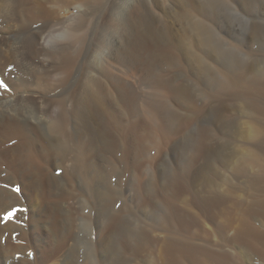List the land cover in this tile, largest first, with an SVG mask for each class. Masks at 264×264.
<instances>
[{"label": "bare ground", "instance_id": "bare-ground-1", "mask_svg": "<svg viewBox=\"0 0 264 264\" xmlns=\"http://www.w3.org/2000/svg\"><path fill=\"white\" fill-rule=\"evenodd\" d=\"M3 8L5 12L7 11V14L9 12L8 15H10L11 20L17 22L35 23L48 19L50 14L52 15L44 6H41L40 0H0V9ZM166 26L168 27V25ZM53 30L41 36L38 34L39 32L37 34H35L36 32L33 34L28 33V36L24 35L22 37L21 43L18 42L20 43L19 47H14V42L12 43L9 37L0 36V71L8 70L10 76L11 73H14L19 78L21 77L20 83L18 82L19 84L15 86L11 84L12 87L17 92L26 88L40 90L44 93L43 101L39 100L40 97L37 101L23 94V96L20 95L16 98L12 97L11 101L7 100V102L0 103V264H5L7 258L12 256L15 258L14 264H55V261L59 262L58 264H87V260L77 263L75 255L79 244V229L88 222L81 220L85 203L83 199L85 198H80L81 200L75 204H69L64 202L71 195V193H67L54 202L49 201L46 195L49 191L51 192L58 181L51 174V166L57 158H60L59 161L61 162L58 165H63V167L65 161L73 162L70 168L65 169L64 176L69 179L68 182L70 183L82 182L83 180L94 181L96 183L94 185L95 195L97 196L95 200L98 199L100 202V211L105 212L113 202V198L107 192L108 188L103 182L105 173L104 155L109 152L115 156L120 151L124 156L123 146L125 144L127 146L125 156L128 158L131 168L128 188L125 190L128 189L132 193L131 198H129L132 205L131 211L145 219V226L143 225L144 227L140 229L139 238L136 239L134 236L135 240L129 239V237L125 240L123 235V213L118 211L117 214L104 220L106 215L104 216V212H102L103 215L96 219V222L100 224H97L94 259L93 256L92 259H89L93 260L92 264H232L225 254L226 252L211 251L208 249L209 246L199 245V232L203 230L206 222L212 224L214 220L221 238L225 237L228 231H234L233 238L227 239V242L241 250L242 254H246V248H249L250 245L251 249L249 251L252 250V253L259 254L261 257L264 256V183L260 186L258 184L257 188L250 189L248 182V179H250L248 178L249 170H252L256 174L255 176L264 177V115L239 114L234 115L231 122L228 123L229 120H227L228 124L222 125L221 128L223 135L220 134L223 144L221 148H217L219 151L215 150V153L219 154L220 157L219 164L215 167L210 166L202 174L205 169H203L204 165H199L198 153L195 160L193 158L194 161L191 164L188 163V166L186 165L185 170H183L184 167L181 169L183 173L180 172V176H173L160 182L158 191L154 195L155 191L152 192L150 186L142 185L139 182L136 172L137 164H139L138 155L142 149H147L159 135L165 134L163 122L170 121L167 115H134V113L132 115L131 112H133L135 106L129 108L125 115L124 104H122L124 98L122 99L120 89L121 81L113 80V78L109 81L104 74H100L97 78L95 77V80L85 83L87 84L86 89L83 90L85 96L81 91L76 94L75 91L70 89L71 86L67 87L70 71L73 69L72 57L51 51L49 47L46 48L49 44L54 45L52 47H57L54 43L55 37H51ZM159 46L162 45L149 43L145 47L148 54L153 57ZM163 46L166 48L167 45L164 44ZM143 48L144 45L135 40L129 43L125 49L128 55L134 58L135 54ZM164 53V55H167L166 52ZM44 55L52 56L50 61L53 62V67H50V69L44 66L38 68V63H35L37 60L40 62ZM152 57L151 59H153ZM23 68L27 70H23ZM153 68L152 84L156 94L158 93L162 98L160 101L170 98L173 102H179L183 106L190 104V101L182 92L184 89H179L173 83L174 73L163 74L162 72L161 74L155 72ZM257 69L254 70L257 71ZM254 70L251 68L250 74H253ZM262 70H264V67ZM224 75H228V72ZM220 76H223V74ZM175 77L177 76L175 75ZM224 77L227 78L228 76ZM177 78L179 80V77ZM4 79L1 83H4ZM51 79H62L64 82L50 89L51 87L48 86L47 82ZM228 79L230 80V78ZM232 79L234 81L235 77ZM7 81L10 82L8 79ZM10 83H13V81ZM256 83H248L246 86L236 82L233 83L235 84L234 91L237 90L235 94H238L241 98L239 102L241 109L244 110L245 104L248 102L262 104L261 106L264 107V82L261 84ZM2 87L0 90L6 91L7 86ZM63 87L65 88L63 89ZM58 88L62 90L54 93ZM10 91H7L6 95ZM186 92H188L187 89ZM130 94L133 97L134 93L130 92ZM37 95L39 94L37 93ZM76 95L79 96L77 102H75L74 97ZM86 95L92 100L93 109L99 115H87L90 113L87 104L91 100H87ZM235 97L234 99H236ZM29 111L31 114L35 113V115L29 114L33 120L25 115ZM136 111L138 110L136 109ZM77 112L82 113V115H76ZM171 117L180 121V127L191 120L190 115H177V113ZM139 122L145 129L143 138L138 136ZM188 123L190 124V122ZM126 126L127 128L129 126L130 129L124 135L123 129ZM176 127L180 128L179 125ZM217 127L218 125L215 127L218 131L219 127ZM215 128L214 132H216ZM166 131L169 132L170 129ZM215 144L213 146H216ZM209 156H211L209 152L201 156L204 163L209 160ZM239 161L242 164L238 166ZM223 187L224 189H222ZM209 189L212 195L214 194L211 189L217 190L218 196V191L221 192V189L223 191L221 198L216 201L217 203L214 202V199V204L212 203V206L205 213L199 210L201 207V204L199 205V193H206ZM138 197L140 198L139 201H137ZM210 197L213 198V196ZM203 198H205V195ZM26 200L32 209H30L32 215L28 219L30 236L21 232V230L17 233L16 230H13L22 219V210ZM128 206L126 209H128ZM155 232L159 234L154 241L151 235ZM129 234L132 236L131 232ZM210 237L211 235H209ZM205 238L204 236V239H202L204 242L208 237ZM157 241L158 243H156ZM154 244L159 247L156 252ZM117 249H119V252ZM61 258L62 260H60ZM258 258L260 257L258 256Z\"/></svg>", "mask_w": 264, "mask_h": 264}, {"label": "rangeland", "instance_id": "rangeland-1", "mask_svg": "<svg viewBox=\"0 0 264 264\" xmlns=\"http://www.w3.org/2000/svg\"><path fill=\"white\" fill-rule=\"evenodd\" d=\"M40 3L41 6H44L48 12L52 13V15L50 14L48 19H43L35 23L13 21L11 20L10 15H8L9 12L7 14V11L5 12L4 8L0 9V36L9 37L12 40V43L14 42L13 46L19 47L24 35L28 36L29 34L35 32V34H37L39 32L38 34L41 36L54 29L51 37H55L54 43L57 47H52L54 45L49 44L46 48L49 47V50L59 52L61 55L65 54V56H70L73 59V69L70 71L71 73L69 75L67 87L71 86L70 89L75 91L76 94L81 91L84 95L83 90L86 89L87 85L85 83L88 81L90 82V80H95V77L97 78L100 74H104L109 81L112 80V78L113 80L116 79L121 81L120 89L122 99L124 98L122 104H124L123 110L125 115L126 111H129V108L135 106L137 108L134 107L133 112H131L132 115L133 113L134 115H167L168 120H170L169 122H163V127H166V129L163 128L165 134L159 135V137H157L147 149H142L138 155L139 164H137L138 166L136 169L137 177L142 185L146 184L148 187L150 186L149 188H152V192L155 191L154 195H156L158 191L160 182L168 180L173 176H180V172H182L181 169L184 167L183 170H185L187 168L186 165L188 166L191 164L198 153L199 165H204L203 169H205L202 171V174H204L210 166H217L220 157L219 154L217 155L215 153V150L219 151L217 148H221L223 144L221 140L222 136L220 135L222 134L221 128L222 125H227L231 122L234 115H246L247 113V115L251 113V115H264V107L261 106L262 104L257 103V105L255 102L253 104V102L249 103L247 101L248 103L245 104L246 111L245 109H241L239 103L241 98L238 94H235L237 93V90L234 91L235 89H233L235 85L233 83L235 82L240 85L243 84L242 86H246L248 83L253 84L257 82L258 84H261L264 82V70H262L264 67V0H40ZM4 16H6L5 21L3 20ZM166 25H168V27ZM135 40L144 45V48L137 52L133 58L128 55L125 48L129 43ZM149 43L161 44L162 46L166 44L167 46L166 48L165 46H159V49H156L157 53L154 52L155 56L152 57L148 54V50L145 47ZM164 52H166L167 55H164ZM150 56L153 59H151ZM51 58L52 56L49 57V55H44L40 62L37 60L35 63H38V68L44 66L50 69V67H53V62L50 61ZM147 60H149L148 65ZM152 68L155 72H160L161 74L162 72L163 74L168 72L174 73L172 78L173 83L179 89H184L182 92L185 94L188 101H190V104L183 106L179 102H173L170 98L160 101L162 98L158 93L156 94L152 84V73H154ZM251 68L253 70L258 69L257 71L254 70L255 72L253 71V74H250ZM23 70L27 69L23 68ZM227 72L228 75H224ZM222 74L223 76H220ZM175 75L179 77V80ZM1 76L6 79H4V83H1L3 80ZM224 76L228 77L226 78ZM233 76L236 79H234L235 82L232 79L234 78ZM228 78H230V80ZM7 79L10 82L13 81V83L8 82ZM0 80L1 89L3 88L2 86H11L9 87L11 91L9 88L7 89V87L5 89L6 91L0 90V103L7 102V100L11 101L13 99L12 97L16 98L20 95L23 96V94L37 101L38 97L41 98H39L41 101L44 99V93L40 90L24 88L23 91L17 92L12 86L19 84L21 77L19 78V76L14 73H11L10 76L8 70L0 71ZM15 80L17 81L14 82ZM227 81L228 83H226ZM63 82L62 79H51L47 84L51 87L50 89H52ZM64 88L65 87H63V89ZM186 89L188 92H186ZM61 90V88H58L54 93H58ZM226 90L229 91L227 92ZM7 91L10 92L6 95ZM130 92L134 93L133 97H131ZM37 93L39 95H37ZM233 93L234 95H232ZM225 95L227 99L225 98ZM229 95L231 96L229 97ZM235 95L238 97H235ZM220 96L223 98L222 100H220ZM74 97L76 100L75 102H77L79 96L76 95ZM86 97L87 100H91L87 95ZM234 97L236 99H234ZM128 98L130 99L128 100ZM237 99L238 101H236ZM87 105L89 106H87V108L90 111L87 115H99L97 111L93 109L92 100L91 102L88 101ZM250 105L252 109L250 108ZM176 113L177 115H190L191 120L188 121L190 124L186 122L187 124L185 123L180 127V121L171 117ZM29 114H31L30 111L25 115L29 118L31 115H35V113L31 115ZM76 115H82V113L79 114L77 112ZM30 119L33 120V118ZM227 120H229L228 123ZM216 124L219 127H217L218 131L215 128L217 126ZM178 125L180 128L176 127ZM138 128V136L139 138H143L145 129L140 122ZM173 128L176 131L178 130V132ZM214 128L216 129V132H214ZM129 129V126L128 128L126 126L123 129L124 135L128 133ZM167 129H170V131H166ZM172 130L175 132L173 133ZM177 134H181L182 137L180 135V138ZM211 143H216V146H213L214 144L212 145ZM126 149L127 146L125 144L123 146L124 156L120 151H118L115 156L113 153L109 152L104 155L105 173L103 175V182L108 188H106L107 192L110 193L113 202L107 207L105 212L102 211L104 212V216L106 215L104 220L111 215L117 214L118 211L119 213H123V235L125 240L128 237L129 239H134L135 237L136 239L139 238L140 229L145 226V219L131 211L132 205L131 199L129 200V198H131L132 193L128 191V189L125 190L128 188V180L131 171L129 166L130 162L125 156ZM207 152H209L211 156H209V160H206V163H204V159L201 156L205 155ZM76 154L78 155L77 152ZM59 159L60 158H57L51 166V174L58 181L51 192L49 191L48 193L47 191L48 194L46 197L49 201L54 202L61 198L62 195L71 193L66 201H64L69 204H75L81 200L80 198H85L83 199L85 203L82 210L81 220L88 222L79 229V244L77 245L78 247L76 248L75 255L77 263L87 260V264H92L93 260L89 259H92L94 253L97 239V224H100L96 222V219L103 215L100 211L101 208H99L100 202L98 199L95 200L97 198L94 186L96 183L94 181L85 180L82 182L76 181L74 183L68 182L69 179H66L64 176V171L65 169L70 168L73 162L65 161L63 167V165H58L61 164ZM57 160L60 163L56 162ZM236 164L238 163L236 162ZM240 164H242V162L239 161L238 166ZM205 165L207 166L205 167ZM248 174V178H250L248 179L250 189L257 188L258 184L260 186V184L262 185L264 183V177L260 178L259 176H255L256 174L252 172V170H249ZM250 175L251 177H249ZM199 179L201 178L199 177ZM104 185L102 184V187ZM224 187L222 189H224ZM222 189L221 192L218 191L219 196L217 195V190L214 191L213 189H211V192H213L214 195H212V193L210 194V189L206 193H199V201L201 202H199V205L201 204L199 210L207 213V209L212 206V203H217L216 201L221 198ZM204 195L205 198H203ZM210 196H213V198ZM207 197L212 200L209 199L208 201ZM214 199L215 201L213 202ZM139 200L140 198L137 199V201ZM38 203L41 204L40 201H38ZM127 206L129 210L126 209ZM30 209L31 205L26 200L22 210V219L18 222V226L13 228V230H16V233L21 230V232L30 236V223L28 220L32 215V209ZM129 216L133 218H130ZM212 222V224L211 222H206L203 230L205 228L207 230H204L205 232L203 230L199 232V245L205 244V246H209L208 249L211 251L226 252L225 254L229 257L232 264H264V256L261 257L259 254L252 253V250L249 251L251 249L250 245L249 248H246V254L244 255L241 253V250H238L234 245L227 242V239L233 238V230L228 231L225 234V237L221 238L216 228V221L214 220ZM130 232L132 236L129 234ZM158 234L159 233L155 232L151 235L154 241L158 237ZM209 235H211L210 238ZM204 236L206 238L208 237V241H206V238L205 242L202 240L204 239ZM208 242L210 245H208ZM156 243H158V241ZM158 248L157 244H154L155 252ZM117 251L119 252V249H117ZM84 255L87 256L85 257ZM238 255H240V257H238ZM258 256L260 258H258ZM60 260H62V258ZM14 262L15 258L12 256L7 258L5 264H14ZM55 262V264L59 263L57 261Z\"/></svg>", "mask_w": 264, "mask_h": 264}]
</instances>
